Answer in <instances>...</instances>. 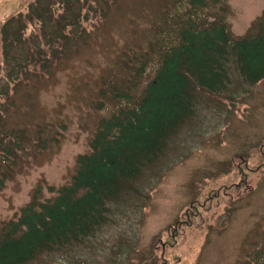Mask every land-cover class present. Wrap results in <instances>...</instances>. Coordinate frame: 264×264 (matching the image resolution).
<instances>
[{"label": "rangeland", "instance_id": "obj_1", "mask_svg": "<svg viewBox=\"0 0 264 264\" xmlns=\"http://www.w3.org/2000/svg\"><path fill=\"white\" fill-rule=\"evenodd\" d=\"M226 1L231 30L244 37L264 14V0ZM28 2L0 0V26L21 16ZM163 2L120 0L97 39L76 43L48 65V78L38 75L1 107L0 134L8 138L0 139V226L20 214L38 187L48 199L54 196L48 186L71 182L77 157L89 152L108 114L95 108L102 76L114 74L124 52L146 44ZM33 34L30 26L26 35ZM229 73L222 95L195 89L194 116L157 165L112 205V224L34 264H240L264 249V167L257 169L264 164V81L245 83L234 56ZM38 139L47 141L45 149L33 144ZM3 150L11 152L5 161Z\"/></svg>", "mask_w": 264, "mask_h": 264}, {"label": "trees", "instance_id": "obj_2", "mask_svg": "<svg viewBox=\"0 0 264 264\" xmlns=\"http://www.w3.org/2000/svg\"><path fill=\"white\" fill-rule=\"evenodd\" d=\"M119 1L30 0L21 16L1 24L0 119H6L1 107L16 90L38 75L48 78V65L76 43L97 39ZM229 12L226 0H164L146 44L137 53L124 52L114 74L102 76L95 108L108 114L89 152L77 157L71 182L48 186L54 195L48 199L38 187L20 214L1 224L0 264H34L84 245L112 224V205L157 165L169 140L194 116L195 89L214 96L229 90L233 56L245 83L264 81V14L237 37ZM30 26L32 37L26 35ZM149 70H154L150 79ZM46 142L33 144L45 149ZM3 152L5 161L11 152ZM258 251L240 264H264V249Z\"/></svg>", "mask_w": 264, "mask_h": 264}]
</instances>
